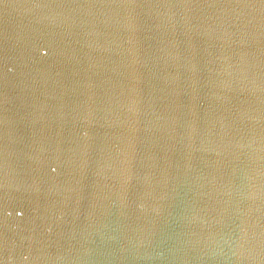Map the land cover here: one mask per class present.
I'll list each match as a JSON object with an SVG mask.
<instances>
[{"label":"water","instance_id":"95a60500","mask_svg":"<svg viewBox=\"0 0 264 264\" xmlns=\"http://www.w3.org/2000/svg\"><path fill=\"white\" fill-rule=\"evenodd\" d=\"M0 264H264V0H0Z\"/></svg>","mask_w":264,"mask_h":264}]
</instances>
